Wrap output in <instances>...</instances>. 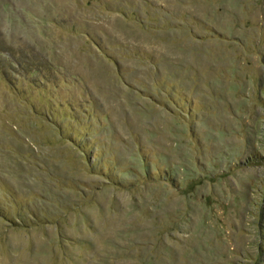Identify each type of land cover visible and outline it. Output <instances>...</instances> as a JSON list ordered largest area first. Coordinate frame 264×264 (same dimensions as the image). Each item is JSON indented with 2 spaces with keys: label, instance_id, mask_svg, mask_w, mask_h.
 I'll list each match as a JSON object with an SVG mask.
<instances>
[{
  "label": "rangeland",
  "instance_id": "obj_1",
  "mask_svg": "<svg viewBox=\"0 0 264 264\" xmlns=\"http://www.w3.org/2000/svg\"><path fill=\"white\" fill-rule=\"evenodd\" d=\"M0 264H264V0H0Z\"/></svg>",
  "mask_w": 264,
  "mask_h": 264
}]
</instances>
